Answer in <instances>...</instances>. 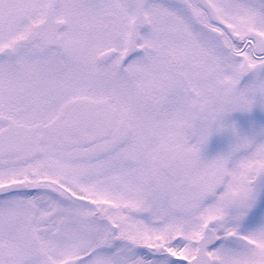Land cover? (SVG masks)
<instances>
[{
  "label": "snow or ice",
  "instance_id": "snow-or-ice-1",
  "mask_svg": "<svg viewBox=\"0 0 264 264\" xmlns=\"http://www.w3.org/2000/svg\"><path fill=\"white\" fill-rule=\"evenodd\" d=\"M255 112L264 0H0V264H264Z\"/></svg>",
  "mask_w": 264,
  "mask_h": 264
},
{
  "label": "flooded vegetation",
  "instance_id": "flooded-vegetation-1",
  "mask_svg": "<svg viewBox=\"0 0 264 264\" xmlns=\"http://www.w3.org/2000/svg\"><path fill=\"white\" fill-rule=\"evenodd\" d=\"M253 115L257 116V118H259L261 121H264V113H262V116H261V113L259 112H255L253 113ZM234 118L235 119H238V120H241V121H244L246 119L245 116H243L242 114H234ZM217 144V138L213 137L212 140L210 141V144H209V151L212 150V148Z\"/></svg>",
  "mask_w": 264,
  "mask_h": 264
},
{
  "label": "rangeland",
  "instance_id": "rangeland-1",
  "mask_svg": "<svg viewBox=\"0 0 264 264\" xmlns=\"http://www.w3.org/2000/svg\"><path fill=\"white\" fill-rule=\"evenodd\" d=\"M261 116H262V113H261Z\"/></svg>",
  "mask_w": 264,
  "mask_h": 264
}]
</instances>
